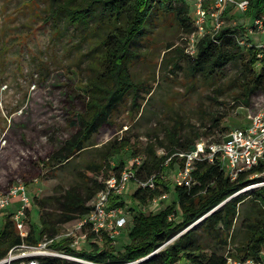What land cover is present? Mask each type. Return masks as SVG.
<instances>
[{
    "label": "trees",
    "instance_id": "16d2710c",
    "mask_svg": "<svg viewBox=\"0 0 264 264\" xmlns=\"http://www.w3.org/2000/svg\"><path fill=\"white\" fill-rule=\"evenodd\" d=\"M247 1L244 16L251 27L254 18L264 17V0ZM45 2V22L51 21L58 30L57 22L61 21L77 32L78 40H88V54L92 63V74L84 85L88 98L81 111L70 112L68 137L40 157L46 166H55L69 164L73 156L93 145L91 136L101 126L111 123L113 112L125 96L131 93L134 99L137 84L129 70V60L136 55L133 46L139 35L145 32L152 15L164 12L174 16L186 35L195 28L189 17L191 8L188 0ZM241 25H223L215 33H205L195 44L194 53L184 49L183 54L189 61L191 74L200 73L209 79L218 78L228 63L238 61L239 91L234 101L256 109L259 104L253 103V99L257 96L260 103L264 95V48L257 47L256 40ZM240 40L244 42L240 44ZM146 93L150 94L151 90ZM218 120L213 118L214 125L218 124ZM167 135L169 143L163 153L156 154L154 145L146 147L144 155L140 156V164L133 166L130 182L133 187L131 198L136 203L147 204L172 190L174 199L169 205L155 213L137 210L136 214L126 215L123 227H128V241L119 251L114 252L112 246L106 244L99 246L97 236L92 232H88L87 236L89 248L78 250L77 255L74 254L76 250L69 246L68 237L54 239L51 246L94 263L225 264L226 257L254 262L264 260V185L246 191L242 189L264 180V165L259 163L230 178L217 162H209L206 158L195 159L189 172V183L176 184L172 180V189H169L160 176L164 165L177 169L183 165V159L177 160L174 156L167 158L174 152L194 149L199 133H182L180 127L175 126L168 130ZM224 137L207 141L219 142ZM128 144L124 138L114 140L102 153L99 162H90L85 166L80 173L83 180L89 183L84 195L75 187H69L58 195L34 196L39 209V229L28 218L27 235L21 237L11 219L12 212L7 211L0 226V258L13 244L22 240L36 243L44 236L53 237L62 226L71 225L86 216L91 210V204L87 202L103 187L104 179L111 174H119L125 167L123 159L115 161L112 158ZM136 154L133 150L132 155ZM109 159L113 160L112 164ZM32 170L21 173L26 183L39 173L38 169ZM254 173L260 175L253 176ZM151 176L156 185L152 189L137 186L134 181L146 180ZM159 184L162 189L157 188ZM109 204L124 206V201L121 196H110ZM237 220L238 227L235 226ZM238 232H241L240 240L226 253L215 243L212 246L207 243V239L215 240L223 247L229 243L228 238L234 242ZM104 237L105 242L110 240L107 234ZM39 264L75 262L59 257H44L39 259Z\"/></svg>",
    "mask_w": 264,
    "mask_h": 264
},
{
    "label": "rangeland",
    "instance_id": "374dc122",
    "mask_svg": "<svg viewBox=\"0 0 264 264\" xmlns=\"http://www.w3.org/2000/svg\"><path fill=\"white\" fill-rule=\"evenodd\" d=\"M45 6V0H0V193L14 182H23L30 198L29 221L36 229L40 228L39 209L33 197L58 195L69 187L84 195L89 183L80 173L88 163L99 162L114 140L124 138L129 142L112 158L123 159L128 164L133 150L135 156H143L148 145H154L156 154L163 153L169 143L167 132L175 126L182 133H199L198 139L215 140L227 135L232 127L247 125L249 115L257 109L234 101L239 91L238 61L228 63L218 78L191 74L189 61L183 54L187 35L174 16L155 13L133 46L136 55L129 60V70L137 84L134 99L131 93L126 95L113 112L111 123L101 126L91 136L94 144L73 156L69 164L46 166L40 157L68 137L70 112L81 111L88 98L84 85L92 74V63L88 40H78L77 32L61 21L57 22L58 30L51 21L45 22ZM222 19V26L242 23L241 27L256 43L264 42V34L250 27L244 12L229 6ZM147 90L151 93H146ZM252 102L260 104L257 96ZM214 117L219 118L217 125L213 123ZM164 166L162 182L172 189L176 169ZM32 169H38L39 173L26 183L21 173ZM254 186L242 189L246 191ZM132 188L128 182L121 195L124 201L121 209L129 216L137 210L155 213L174 199L172 190H168L164 197L139 204L131 198ZM157 188L162 186L159 184ZM90 203L91 200L87 202ZM7 211L8 208L0 210V226ZM235 226H239V220ZM127 230L128 227L120 228L111 237L107 233L110 240L106 242L104 233L96 242L119 251L128 241ZM240 237L238 232L234 242L228 238L229 243L223 247L215 240L207 239V243L209 246L215 243L226 253ZM89 246L87 240L81 242L74 254Z\"/></svg>",
    "mask_w": 264,
    "mask_h": 264
},
{
    "label": "built area",
    "instance_id": "2783aa9c",
    "mask_svg": "<svg viewBox=\"0 0 264 264\" xmlns=\"http://www.w3.org/2000/svg\"><path fill=\"white\" fill-rule=\"evenodd\" d=\"M188 2L192 15L190 18L195 28L192 33L187 35L185 50L188 53H194L195 44L202 35L215 33L222 26V14L227 7L231 6L242 13L248 3L247 0H188ZM251 27L256 32L264 34V17L254 18ZM243 42V40L239 41L240 44ZM257 47L264 48V42L257 43ZM249 116L247 125L230 128L227 135L219 142L198 139L194 149L172 153L171 157L177 156L183 159V165L177 168L173 174V180L176 184L189 183V172L195 159L206 158L209 162H217L230 178H235L239 172L250 169L259 163L264 165V95H262L257 109ZM140 162V156H133L119 174H111L105 178L103 187L92 198L91 210L86 216L71 225L64 226V230H60L53 237L44 236L36 243H28L22 240L13 244L0 258V264H39V259L44 257L86 261L62 249L53 248L51 246L52 241L60 237H68L69 246L76 250L80 247L81 242L87 240L88 232L94 233L97 237L103 233H108L111 237L113 233L118 232V229L125 224L126 214L121 206L110 205L109 197L123 194L127 183L133 177V166L140 164ZM259 175L260 173L253 174V176ZM134 181L137 186L143 188L152 189L155 187L153 176L146 180ZM252 185H255L254 187L264 185V180L248 186ZM29 202L30 198L25 184L21 181L14 182L4 192L0 193V210L8 208L11 203H15L11 219L21 237L26 236L28 232L27 210H29ZM133 262L118 264H132ZM225 264H264V260L254 262L250 259L242 261L233 257H226Z\"/></svg>",
    "mask_w": 264,
    "mask_h": 264
},
{
    "label": "crops",
    "instance_id": "0c3cea01",
    "mask_svg": "<svg viewBox=\"0 0 264 264\" xmlns=\"http://www.w3.org/2000/svg\"><path fill=\"white\" fill-rule=\"evenodd\" d=\"M14 208H15V203L10 204L8 207V212H12L14 210ZM28 218H29V214H28Z\"/></svg>",
    "mask_w": 264,
    "mask_h": 264
}]
</instances>
